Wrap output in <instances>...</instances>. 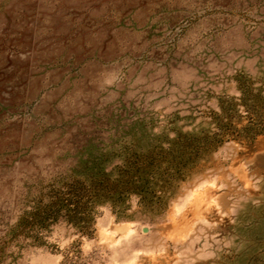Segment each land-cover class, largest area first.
Returning <instances> with one entry per match:
<instances>
[{"label":"rangeland","instance_id":"rangeland-1","mask_svg":"<svg viewBox=\"0 0 264 264\" xmlns=\"http://www.w3.org/2000/svg\"><path fill=\"white\" fill-rule=\"evenodd\" d=\"M223 107L232 138L100 205L91 235L12 237L60 180L153 171ZM0 264H264V0H0Z\"/></svg>","mask_w":264,"mask_h":264},{"label":"trees","instance_id":"trees-1","mask_svg":"<svg viewBox=\"0 0 264 264\" xmlns=\"http://www.w3.org/2000/svg\"><path fill=\"white\" fill-rule=\"evenodd\" d=\"M247 97L246 91H243L241 101L252 115V105H248L250 99ZM230 110V107H223L225 117L222 116L217 121L219 132L214 133L212 137L185 136L178 147L175 146L176 143L167 150L152 154L148 158L151 163L147 167L153 166V171L147 172L144 163L133 161L121 168L117 175L113 172L92 171L85 178L60 180V183L63 182L60 186H51L47 193L29 203V208L23 211L13 227L12 237H25L40 242L44 231L61 221L72 225L83 235H91L94 232L96 211L100 205L107 203L116 205L132 194H138L143 199L148 198L153 192L149 186L150 179L147 177L149 174H158L160 179H168L173 172L182 176L189 160L198 157L202 151L210 150L226 137L232 138L233 135H227L229 133L223 121L226 115L230 114ZM260 133L261 131H256L252 138ZM165 175L167 177H164ZM158 180L154 184H159ZM160 192L162 195L166 194L164 189Z\"/></svg>","mask_w":264,"mask_h":264}]
</instances>
